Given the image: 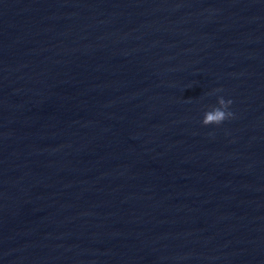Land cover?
Returning a JSON list of instances; mask_svg holds the SVG:
<instances>
[{
  "label": "water",
  "instance_id": "1",
  "mask_svg": "<svg viewBox=\"0 0 264 264\" xmlns=\"http://www.w3.org/2000/svg\"><path fill=\"white\" fill-rule=\"evenodd\" d=\"M0 264H264V0H0Z\"/></svg>",
  "mask_w": 264,
  "mask_h": 264
},
{
  "label": "clouds",
  "instance_id": "2",
  "mask_svg": "<svg viewBox=\"0 0 264 264\" xmlns=\"http://www.w3.org/2000/svg\"><path fill=\"white\" fill-rule=\"evenodd\" d=\"M215 91H220L219 89ZM232 104V101L225 100L223 97L217 98V106L213 107L210 111H206L201 121L202 125H219L226 119L233 116V113L227 109Z\"/></svg>",
  "mask_w": 264,
  "mask_h": 264
}]
</instances>
